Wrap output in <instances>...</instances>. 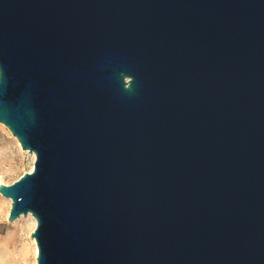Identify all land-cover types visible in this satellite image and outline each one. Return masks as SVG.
Here are the masks:
<instances>
[{
    "label": "water",
    "instance_id": "1",
    "mask_svg": "<svg viewBox=\"0 0 264 264\" xmlns=\"http://www.w3.org/2000/svg\"><path fill=\"white\" fill-rule=\"evenodd\" d=\"M0 122L36 264H264V0H0Z\"/></svg>",
    "mask_w": 264,
    "mask_h": 264
},
{
    "label": "rangeland",
    "instance_id": "2",
    "mask_svg": "<svg viewBox=\"0 0 264 264\" xmlns=\"http://www.w3.org/2000/svg\"><path fill=\"white\" fill-rule=\"evenodd\" d=\"M34 158L21 149L9 129L0 122V180L10 184L33 168ZM11 203L0 194V264H35L30 217L7 220Z\"/></svg>",
    "mask_w": 264,
    "mask_h": 264
},
{
    "label": "bare ground",
    "instance_id": "3",
    "mask_svg": "<svg viewBox=\"0 0 264 264\" xmlns=\"http://www.w3.org/2000/svg\"><path fill=\"white\" fill-rule=\"evenodd\" d=\"M14 138H15V140H16L17 145H18L19 147H21V146H20V143H19V141L16 139V137H14ZM21 149H22V148H21ZM29 153L31 154L32 158L35 157L34 153H32V152H29ZM0 184H2V183H1V180H0ZM6 199L10 201V199H8V198H6ZM10 203H11V202H10ZM28 216L30 217L31 225H32L33 227H35V225H36L35 218H34V217L32 216V214H30V213H28ZM31 241L33 242V245H34V246H33V250H34L35 264H36L37 247H36L35 240H34L33 238H31Z\"/></svg>",
    "mask_w": 264,
    "mask_h": 264
}]
</instances>
